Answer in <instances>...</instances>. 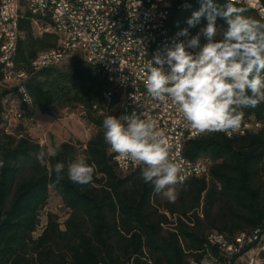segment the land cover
Wrapping results in <instances>:
<instances>
[{
  "label": "trees",
  "instance_id": "1",
  "mask_svg": "<svg viewBox=\"0 0 264 264\" xmlns=\"http://www.w3.org/2000/svg\"><path fill=\"white\" fill-rule=\"evenodd\" d=\"M201 2L173 14L174 27L188 26ZM214 2L219 7L226 4ZM234 6L262 21L254 10ZM26 17L20 22L25 37L17 54L19 69L28 72L26 86L34 102L33 109H26V118L34 117L35 108L53 116L55 108L102 105L109 86L83 59L66 69L33 70V61L55 49L57 39L50 34L35 37ZM206 23L202 17L191 28L200 31ZM217 25L226 27L219 17ZM205 42L202 37L201 43ZM8 93L0 85V159L4 162L0 168V264H190L209 252L216 254L208 242L213 233L232 240L241 233L264 230V104L242 109L245 117L262 123L258 133L227 138L213 132L187 141L186 157L207 160L209 173L177 185V199L160 212V193L141 179V169L127 175L117 169L104 139L105 117L87 119L97 132L81 155L94 168V175L91 184L81 186L67 178L68 165L80 155L79 146L65 143L54 148L57 155H46L41 162L36 154L47 153L46 147L17 130L7 131L4 100ZM57 162L65 165V178L59 183L54 172ZM52 191L60 196L69 216L61 221L49 213L44 223L42 213ZM260 258L264 260V254ZM232 264L248 263L236 257Z\"/></svg>",
  "mask_w": 264,
  "mask_h": 264
},
{
  "label": "built area",
  "instance_id": "2",
  "mask_svg": "<svg viewBox=\"0 0 264 264\" xmlns=\"http://www.w3.org/2000/svg\"><path fill=\"white\" fill-rule=\"evenodd\" d=\"M184 1L195 0H0V23H6V31H0V43H7V50L0 52V85L9 91L4 100L7 131L25 121L27 108H34L26 86L28 72L17 65L19 43L25 37L20 22L27 16L35 37L50 34L57 39L55 49L40 53L33 61L34 71L61 67L80 55L109 86L103 93L102 105L67 107L65 117L88 119L115 114L119 118L135 113L154 120L164 133L171 158L182 165V175L188 177L193 170H203V176L208 175L207 160L183 162L178 155L181 136L196 131L187 126L171 100H153L144 83L147 65L154 55H164L174 40L186 42L200 32L188 26L175 28L173 21H167V14L178 13ZM239 1L259 10L264 18V11L250 1ZM184 28H188L189 35L177 36ZM4 35H11V42H4ZM104 49H115V56H104ZM241 124L262 128V123L252 116L243 115ZM110 153L113 162L124 163L128 174L144 167L113 153L111 148ZM213 248L216 254L209 252L204 259L190 264H232L236 257L246 259L248 264H264L260 258L264 254V230L239 241L224 235L221 247Z\"/></svg>",
  "mask_w": 264,
  "mask_h": 264
},
{
  "label": "clouds",
  "instance_id": "3",
  "mask_svg": "<svg viewBox=\"0 0 264 264\" xmlns=\"http://www.w3.org/2000/svg\"><path fill=\"white\" fill-rule=\"evenodd\" d=\"M245 11L234 6L233 0H227L223 7L214 0H202L187 24L195 27L204 17L206 26L186 42L174 40L164 55L157 53L147 65V93L153 100H171L187 126L199 133H235L241 127L242 109L264 104V22L243 15ZM218 17L226 27L217 25ZM188 35V28L177 33ZM102 127L111 151L144 165L141 179L175 202L179 195L176 186L183 185L185 177L182 165L171 158L157 122L135 113L119 118L109 115ZM46 155L55 156L57 151L42 150L36 159L43 162ZM3 165L0 159V168ZM54 172L59 183L65 178V165L57 162ZM93 175L94 168L84 160L67 167V178L73 184L89 185Z\"/></svg>",
  "mask_w": 264,
  "mask_h": 264
},
{
  "label": "rangeland",
  "instance_id": "4",
  "mask_svg": "<svg viewBox=\"0 0 264 264\" xmlns=\"http://www.w3.org/2000/svg\"><path fill=\"white\" fill-rule=\"evenodd\" d=\"M76 59H81L80 55H75L74 58L67 64L61 66V69H66ZM5 88V85H1ZM7 89V88H5ZM23 136L29 137L35 143L50 149L59 147L65 143H69L80 147V155L76 161L82 160L81 151L83 146L97 132L96 127L87 119L69 118L64 116V109L55 108L54 114L44 115L37 108L34 109V117L30 119L28 116L18 127L14 128ZM75 161V162H76ZM159 203L157 204L160 212H164L166 204L169 202L162 193L159 194ZM57 215L61 221H65L69 216V211L62 204V200L55 192H51V198L48 205L43 210L42 219L45 223L47 214ZM170 221L174 219L170 217ZM168 228L173 227L168 225Z\"/></svg>",
  "mask_w": 264,
  "mask_h": 264
},
{
  "label": "bare ground",
  "instance_id": "5",
  "mask_svg": "<svg viewBox=\"0 0 264 264\" xmlns=\"http://www.w3.org/2000/svg\"><path fill=\"white\" fill-rule=\"evenodd\" d=\"M200 0H195V1H184V6L182 8H179V12H184V11H188L193 9ZM219 1H224L227 2V0H219ZM246 1H250L251 4H254L255 6L258 7V9L263 10L264 11V5L262 4V1L260 0H246ZM233 3L236 5H240V6H245L248 7L252 10H254L258 16L262 19V21L264 22V18L261 16V14H259V10L254 9L250 6H248V4L246 2H240L239 0H233ZM173 16V14H167V21L171 20V17ZM0 31H6V23H0ZM4 42H11V35H4ZM7 50V43H0V52H5ZM104 56H115V49H104ZM126 123V122H125ZM261 130L260 127L258 126H253V124H241L240 129L235 132V133H227V138H235V137H244L246 135L249 134H253V133H258ZM204 134L206 133H199V132H194L193 134H183L181 136V142H180V146L178 147V155L179 158L183 161V162H195L197 160H190L188 157H186L185 155V147H186V143L187 141H192V140H196L200 137H202ZM171 156V154H170ZM117 169L122 173V174H128V168H126L124 166V163L121 162H114ZM203 176V170H193V171H189L188 172V177H185L184 183L187 182L188 180H190L191 178H198V177H202ZM259 230V229H258ZM258 230L252 232V233H241L239 235H237L234 239H232V241H239L242 240L243 238H247V237H253L256 233H258ZM221 237H224V235L219 234V233H213L208 237V242L210 245H213L215 247H221Z\"/></svg>",
  "mask_w": 264,
  "mask_h": 264
}]
</instances>
